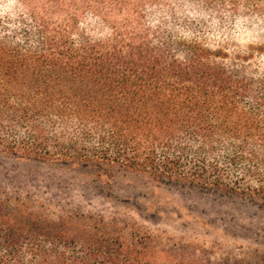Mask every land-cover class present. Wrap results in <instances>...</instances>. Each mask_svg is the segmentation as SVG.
Wrapping results in <instances>:
<instances>
[{
    "label": "trees",
    "instance_id": "16d2710c",
    "mask_svg": "<svg viewBox=\"0 0 264 264\" xmlns=\"http://www.w3.org/2000/svg\"><path fill=\"white\" fill-rule=\"evenodd\" d=\"M11 1L0 152L264 207V35L226 30L264 0ZM44 208L0 195V264H158L135 225Z\"/></svg>",
    "mask_w": 264,
    "mask_h": 264
},
{
    "label": "rangeland",
    "instance_id": "374dc122",
    "mask_svg": "<svg viewBox=\"0 0 264 264\" xmlns=\"http://www.w3.org/2000/svg\"><path fill=\"white\" fill-rule=\"evenodd\" d=\"M16 9L0 1V14ZM226 30L240 44L264 35V25L249 20ZM0 195L23 199L33 210L44 205L54 218L84 213L135 225L153 238L158 264H264V207L238 197L2 152Z\"/></svg>",
    "mask_w": 264,
    "mask_h": 264
}]
</instances>
